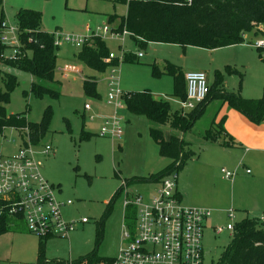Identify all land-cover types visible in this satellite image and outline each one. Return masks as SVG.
<instances>
[{"label": "rangeland", "instance_id": "obj_1", "mask_svg": "<svg viewBox=\"0 0 264 264\" xmlns=\"http://www.w3.org/2000/svg\"><path fill=\"white\" fill-rule=\"evenodd\" d=\"M22 8L41 12L43 30L64 35L84 34L88 27L108 23L111 14H127V6L115 0H3L0 20L3 14L4 18L17 22L16 13ZM258 39H264V33L256 34L254 29L246 34L244 43L216 49L162 42H148L139 49L129 37L127 48L143 50L145 57L117 66L120 87L125 93L149 89L156 99L170 101L172 109L177 110L182 100L174 95V77L166 72L167 64L173 63L183 73L206 72L210 83L218 76V86L222 85L227 92L260 98L264 95V51L249 43ZM106 42L111 50L117 49L116 42L109 39ZM79 50L80 47L71 42L64 43L57 50L54 80H38L57 90L60 93L58 98L31 92L30 73L9 69L0 61V70L14 74L19 83L5 105L8 114L22 113L30 121L40 122L47 107L53 110L49 131L40 145H52L56 153L39 156L42 172L50 182L56 181L61 185L60 198L72 200L73 204L64 208L67 218H89L88 223L77 227L68 238L47 239V259L63 261L62 264L77 261L93 252L98 261L115 257L124 231L131 230L133 222L126 217L124 194L117 197L110 209L114 194L124 180L147 177L165 169L170 163V159L159 154L158 146L150 135L153 122L146 115L131 113L125 101L117 110V115L127 120L122 126L121 136L112 139L98 134L102 122L115 110L107 103L105 84L100 83L99 100L84 93L83 77L91 71L77 59ZM227 66L232 67L231 70H227ZM86 104H90L94 112L99 108L100 114H93L91 109L86 111ZM227 109L228 105L223 100L214 99L191 130L174 132L169 125L162 127L166 135L176 133L185 140V148L194 151V155L174 174L177 175L178 190L184 195L183 205L213 210L203 237L208 264L220 259L232 239V231L217 234L213 229L215 224L226 227L230 222L236 223L249 214V207L260 211L256 215H264L261 206L264 207V163L258 164L257 154L252 151L245 156L240 146L231 148L223 146L220 141L211 142L205 138L206 130L216 118L217 122L221 121ZM85 133L89 137H83ZM24 141L25 136L16 128L0 130V160L18 152ZM222 168L237 170L233 181L225 178ZM246 168H250V172ZM156 186V182H136L128 188L130 194L145 195L153 192ZM192 199H202L204 205L195 206L191 204ZM239 202L246 206H240ZM231 208L235 209L234 218L227 213ZM40 239L33 233L1 235L0 264H35Z\"/></svg>", "mask_w": 264, "mask_h": 264}, {"label": "trees", "instance_id": "obj_2", "mask_svg": "<svg viewBox=\"0 0 264 264\" xmlns=\"http://www.w3.org/2000/svg\"><path fill=\"white\" fill-rule=\"evenodd\" d=\"M115 2L125 4L127 14L125 16L111 14L108 16V22L113 23L112 26L117 30L126 26L138 47L143 44L145 46L148 42H162L216 49L244 43L246 34L254 29L256 34L263 33L258 26L264 25V0H148L132 1L128 4L126 0H115ZM2 3L3 0H0V4ZM3 18L2 14L1 19ZM16 18L24 31L25 56L15 61H0L8 68L28 71L32 77L31 92L39 96L50 94L55 98L60 97L57 90L38 82V80L53 81L55 78L59 47L55 45L54 34L42 29V14L37 10L22 8L16 13ZM249 43L255 45V42ZM257 48L264 51V47ZM111 51L106 40L94 38L80 48L76 57L91 70L104 73L109 67L119 65L117 59L105 60ZM125 61H139V59L136 54L129 52ZM231 68L227 66L226 69L231 70ZM166 72L174 77V95L182 101L186 100L185 73L173 63L167 64ZM219 81L218 76L213 83L209 81L210 91L207 98L186 113H183L182 109L173 110L170 101L166 99H155L149 89L123 95L131 113L146 115L151 123L156 124L153 126L152 123L150 126V135L158 146L159 154L170 159L167 167L157 173L147 177H134L131 181L125 180L128 186L136 182H158L183 167L194 155V151L186 149L185 140L176 133L166 137L162 127L169 125L173 130L181 132L191 130L214 99L223 100L224 104L239 110L255 124L264 122V95L260 98H246L239 92L225 91L222 85L218 86ZM18 84L14 74L0 70V130L5 127L16 128L22 136L29 131L32 141L38 144L49 131L53 110L50 106L47 107L40 122H32L22 113L8 114L5 105L10 101L11 93ZM83 90L87 97L95 100L101 98L95 81H85ZM224 123L225 118L217 124L214 122L206 130L205 138L211 142H219L223 137ZM83 137L87 138L89 134L85 133ZM221 143L227 147L234 144L233 140H223ZM122 190L121 185L114 194L110 209L117 197L122 194ZM6 204L0 197V236L12 230H24V226L26 228L22 217L8 215ZM128 216L134 226L136 210L133 207H128ZM48 238L40 239L35 264L64 263L47 259ZM85 260L90 263L98 261L93 252L73 263L80 264ZM213 264H264V221L259 217L247 215L236 222L230 243L220 259Z\"/></svg>", "mask_w": 264, "mask_h": 264}, {"label": "built area", "instance_id": "obj_3", "mask_svg": "<svg viewBox=\"0 0 264 264\" xmlns=\"http://www.w3.org/2000/svg\"><path fill=\"white\" fill-rule=\"evenodd\" d=\"M132 1L126 0L127 4ZM260 28V25L258 26ZM24 31L17 22L9 18L0 20V60L15 61L25 56ZM132 33L124 26L117 30L110 24L88 27L86 33L77 35L54 34L55 45L60 47L71 42L78 47L94 38L118 41L117 50H112L106 61L117 59L124 62L129 51L125 48L126 38ZM257 47H264V39L255 42ZM144 56L141 50L136 53L138 59ZM117 65V66H119ZM117 66H111L104 72L103 80L107 87V103L114 107V113L105 118L99 134L112 139L123 133L125 118L117 115L123 105L125 92L120 87ZM187 98L181 103L183 113L193 110L203 102L210 91L209 78L204 71L185 73ZM90 80V79H88ZM90 104L85 105L90 110ZM26 141L18 152L0 160V197L7 203L8 215L24 220L27 230L41 238H68L77 227L89 222V218H67L64 208L73 204L70 199L60 198L61 188L50 182L42 172L39 156L55 154L52 145H40L32 141L26 131ZM225 178L233 179L237 170L222 168ZM250 172V169H246ZM153 192L142 195L130 194L127 183L123 182L124 206L126 217L128 207L136 210L134 226L123 233L118 254L115 257L101 259L94 263L88 260L80 264H208L203 248L206 221L213 210L205 207H190L182 203L178 191L177 175L168 174L160 181ZM2 213V212H1ZM235 209L229 210V217L234 218ZM125 217V218H126ZM130 219V218H129ZM132 220V219H131ZM235 223L226 227L216 226L215 231H234ZM70 264H74L73 261ZM213 264V263H212Z\"/></svg>", "mask_w": 264, "mask_h": 264}, {"label": "crops", "instance_id": "obj_4", "mask_svg": "<svg viewBox=\"0 0 264 264\" xmlns=\"http://www.w3.org/2000/svg\"><path fill=\"white\" fill-rule=\"evenodd\" d=\"M119 16H121V15H119ZM106 24L112 25L113 23H109L108 22ZM260 28H258V29H260L264 33V26H261ZM85 33H86V31H85ZM129 37L131 38V36H129ZM129 37L126 38L125 48L131 53L135 52L134 54H136L137 52L141 51V50H139L140 48L133 41L132 38H131V40L134 42L135 46L138 47L139 49L137 48V50H134V49L130 48L131 50H133V51H131V50H129L127 48L126 43H127V39ZM112 41L117 43L116 46L118 48L119 47L118 41H115V40H112ZM143 57H145V53H144ZM75 71H78V70L75 69ZM90 71L92 73L90 72L89 75H87L86 77H83V81L85 82L88 79H90L89 81H95L97 83V88H98V91H99L100 83L106 85V82L103 80L104 73H98L99 75H97V74H95L93 72V70L90 69ZM84 82H83V84H84ZM157 100H159V99H157ZM181 103H180V105H181ZM179 109H181V107ZM90 111L93 114H95V115H99L100 114L99 113V108H97V110H95V112L93 111V108H91ZM224 118H225L224 133H223V137L221 139H219V141L223 142V140H233L234 144L232 146H230L231 148L236 147V146L242 147V150H243L245 156H248V153H250L252 151V152L257 154L256 161L258 162V164L264 163V122L261 123V124H255L246 115H244L242 112H240L237 109L231 108L229 106H228V109H227V112H226V115H225ZM126 121L127 120L125 119L124 122H126ZM214 122L216 124L218 123L217 122V118L215 119ZM174 132H175V130H174ZM174 132H172V133H174ZM98 134H99V132H98ZM164 134H165V132H164ZM170 135L171 134H169V133H168V135L165 134L166 137H168ZM53 155H55V154H53ZM250 163H251V165H253V164L255 165L254 162H250ZM246 169H250V168H246ZM232 181H233V179H232ZM55 182H52V183L56 184ZM56 185H59L60 188H61L60 184H56ZM61 193H62V189H61V192H60V196H61ZM179 193L181 194L182 201H183L184 200V195L180 191H179ZM202 201H203L202 199H192L191 200V204H193L195 206L204 205ZM239 204H240V206H246V205H243L240 202H239ZM261 206H262V208H264L263 205H261ZM197 207H200V206H197ZM256 212H260V211H258L254 207H251V208L249 207L248 213L251 216L259 217L262 221H264V215L258 216V215H256ZM227 213H228V216H229V210L227 211ZM212 216H213V213H212ZM211 217L209 219H211ZM216 226H218V225L215 224L213 226L214 230H215ZM205 227H206V225H205ZM7 233H14V234L17 233L18 234V233H30V232L24 226V230L23 229L20 230V231L19 230H16V231L12 230V231L7 232Z\"/></svg>", "mask_w": 264, "mask_h": 264}]
</instances>
